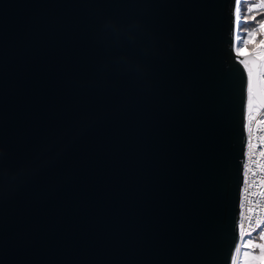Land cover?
I'll list each match as a JSON object with an SVG mask.
<instances>
[{
	"label": "water",
	"instance_id": "water-1",
	"mask_svg": "<svg viewBox=\"0 0 264 264\" xmlns=\"http://www.w3.org/2000/svg\"><path fill=\"white\" fill-rule=\"evenodd\" d=\"M238 4L0 0V264L236 263Z\"/></svg>",
	"mask_w": 264,
	"mask_h": 264
},
{
	"label": "built area",
	"instance_id": "built-area-1",
	"mask_svg": "<svg viewBox=\"0 0 264 264\" xmlns=\"http://www.w3.org/2000/svg\"><path fill=\"white\" fill-rule=\"evenodd\" d=\"M254 5L255 9L264 10V0H258ZM256 29L264 35L260 23ZM253 53L261 59L260 82L263 89L264 44H260ZM256 232L264 234V108L252 99L248 113L243 181L240 191L236 245L238 257L244 236Z\"/></svg>",
	"mask_w": 264,
	"mask_h": 264
},
{
	"label": "trees",
	"instance_id": "trees-1",
	"mask_svg": "<svg viewBox=\"0 0 264 264\" xmlns=\"http://www.w3.org/2000/svg\"><path fill=\"white\" fill-rule=\"evenodd\" d=\"M258 0H239L238 4V16L239 22L237 23V49L240 51L239 47L243 45L244 37L247 36L249 32L257 33L256 39L253 42H248L245 45V52L246 53H252L255 52L258 46L261 44V41H263L264 35L256 29L257 25L264 21V10L263 9H255L253 4L257 3ZM247 3H249L250 8L247 6ZM242 6V8H241ZM247 16L249 18L248 21H244V17ZM242 28V38L241 41L239 40V36L241 33ZM243 29L246 31L243 32ZM242 52V51H241ZM256 232L255 234H257ZM254 234V233H253ZM258 238H263L262 233H259ZM258 264H264V262H258Z\"/></svg>",
	"mask_w": 264,
	"mask_h": 264
},
{
	"label": "rangeland",
	"instance_id": "rangeland-1",
	"mask_svg": "<svg viewBox=\"0 0 264 264\" xmlns=\"http://www.w3.org/2000/svg\"><path fill=\"white\" fill-rule=\"evenodd\" d=\"M247 6L250 8L249 3H247ZM243 20L248 21L249 18L245 16ZM244 31L246 30L243 29V32ZM247 32L248 34L247 36L244 37V41L246 40L249 42L255 41L257 33H254L253 36H249V33H250L249 30H247ZM239 37H240L239 40L241 41L242 28H241V33ZM245 45L246 44L243 42V45L239 47L242 53H246ZM236 46H237V40H236ZM263 90H264V87H263ZM259 233L261 232H258L257 234L254 233V234H249V235L244 236V240L242 241L241 253L239 254V257L237 256L235 264H258V262H264V239L257 237ZM262 236L264 237V234H262Z\"/></svg>",
	"mask_w": 264,
	"mask_h": 264
},
{
	"label": "snow or ice",
	"instance_id": "snow-or-ice-1",
	"mask_svg": "<svg viewBox=\"0 0 264 264\" xmlns=\"http://www.w3.org/2000/svg\"><path fill=\"white\" fill-rule=\"evenodd\" d=\"M239 16L236 17V22L238 23L239 22ZM260 28L261 29H264V21H262L260 23ZM254 33L250 32L249 33V36H253ZM249 41H244L245 44H247ZM261 44H264V41H261ZM262 55H264V53H262ZM251 76H252V73H251V70H249V73H248V76L245 78L244 80V88L245 90L250 93L251 92Z\"/></svg>",
	"mask_w": 264,
	"mask_h": 264
},
{
	"label": "bare ground",
	"instance_id": "bare-ground-1",
	"mask_svg": "<svg viewBox=\"0 0 264 264\" xmlns=\"http://www.w3.org/2000/svg\"><path fill=\"white\" fill-rule=\"evenodd\" d=\"M236 259H237V257H236ZM236 259H235V262H236Z\"/></svg>",
	"mask_w": 264,
	"mask_h": 264
},
{
	"label": "clouds",
	"instance_id": "clouds-1",
	"mask_svg": "<svg viewBox=\"0 0 264 264\" xmlns=\"http://www.w3.org/2000/svg\"><path fill=\"white\" fill-rule=\"evenodd\" d=\"M236 40H237V38H236ZM241 52V51H240Z\"/></svg>",
	"mask_w": 264,
	"mask_h": 264
}]
</instances>
